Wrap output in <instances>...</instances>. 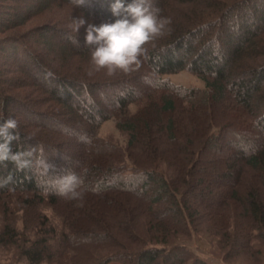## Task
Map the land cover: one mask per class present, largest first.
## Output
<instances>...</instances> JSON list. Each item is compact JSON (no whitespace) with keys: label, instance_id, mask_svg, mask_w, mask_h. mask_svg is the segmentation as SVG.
<instances>
[{"label":"trees","instance_id":"trees-1","mask_svg":"<svg viewBox=\"0 0 264 264\" xmlns=\"http://www.w3.org/2000/svg\"><path fill=\"white\" fill-rule=\"evenodd\" d=\"M114 2L0 0V120L18 122L22 156L0 161V200L23 195L17 219L0 204V251L12 264H209L177 242L208 233L222 261L263 264L264 0H149L171 24L110 77L86 35L115 22ZM181 71L204 87L164 78ZM107 122L122 140L101 135ZM67 171L83 179L76 199L58 194Z\"/></svg>","mask_w":264,"mask_h":264},{"label":"clouds","instance_id":"clouds-1","mask_svg":"<svg viewBox=\"0 0 264 264\" xmlns=\"http://www.w3.org/2000/svg\"><path fill=\"white\" fill-rule=\"evenodd\" d=\"M85 2L73 0L77 7ZM111 11L116 17L114 23L90 24L86 35L87 47L92 49V70L105 71L110 77L118 72L133 71L146 51L145 46L162 36L171 24L170 18L160 16L159 9H154L149 0H132L131 3L115 0ZM84 24L83 18L73 20L74 31L78 33ZM75 43L79 45L78 40ZM17 128L18 122L13 117L0 120V161L13 160L22 165L21 154L14 153L11 148L12 142L19 138ZM57 184L59 195L76 199L80 196L83 179L75 172L67 171L57 178Z\"/></svg>","mask_w":264,"mask_h":264},{"label":"rangeland","instance_id":"rangeland-1","mask_svg":"<svg viewBox=\"0 0 264 264\" xmlns=\"http://www.w3.org/2000/svg\"><path fill=\"white\" fill-rule=\"evenodd\" d=\"M35 24L39 25L38 19H35L33 22H30L27 26L24 27V29H35L36 28ZM164 78H168L174 84L185 87H196V88L204 87L203 81L188 71H181L178 73L168 74L165 75ZM101 135L104 137L112 136L119 141L122 140V136L118 133L114 123L112 122H107L103 126V128L101 129ZM4 203H6L9 208V214L11 219H17L21 215L20 213L23 206L22 194L11 193L7 196H3L2 199L0 200V204H4ZM18 224L19 226L22 225L21 222H19ZM177 242L190 247V249L194 253H196L200 257H203L209 264H246L241 259L231 262L222 261L221 258L217 255L218 249L215 239L210 237L208 233L194 235V238L190 240H184L183 238H180L177 240ZM9 257H11V255H6L4 252L0 251V264H12L10 262ZM262 263L264 264V257H262ZM110 264H121V263L112 262Z\"/></svg>","mask_w":264,"mask_h":264}]
</instances>
